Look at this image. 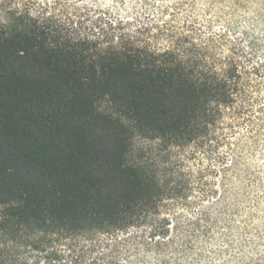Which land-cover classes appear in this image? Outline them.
Segmentation results:
<instances>
[{
	"label": "trees",
	"instance_id": "obj_1",
	"mask_svg": "<svg viewBox=\"0 0 264 264\" xmlns=\"http://www.w3.org/2000/svg\"><path fill=\"white\" fill-rule=\"evenodd\" d=\"M99 28L0 3V228L117 236L155 264H264V168L229 138L242 120L264 132L262 39L246 31V48L208 58ZM137 137L234 157L219 154L199 212H170L196 189L146 162Z\"/></svg>",
	"mask_w": 264,
	"mask_h": 264
},
{
	"label": "rangeland",
	"instance_id": "obj_2",
	"mask_svg": "<svg viewBox=\"0 0 264 264\" xmlns=\"http://www.w3.org/2000/svg\"><path fill=\"white\" fill-rule=\"evenodd\" d=\"M2 2L40 14H54L62 20L73 19L87 32L99 30L101 24L111 25L115 34H131L154 49L183 40L194 52L198 50L208 58L227 55L234 46L246 48L249 41L246 31L264 42V0H0ZM261 59L263 55L256 54L254 60ZM258 101L256 106L264 107V84ZM257 127L242 120L229 137L232 142H241L246 164L255 171L264 168V132L259 127L261 134L255 137ZM135 146L146 162L174 174L182 186L191 185L196 189L189 195L192 201L189 206H170V212L183 211L188 215L199 212L208 202L205 190L209 192L214 186L220 188L222 178L218 170L234 157L226 146L219 148L220 153L196 144L166 148L158 140L142 137L135 139ZM219 154L225 157L224 163ZM241 180L236 179L235 184L240 186ZM116 237L104 233L8 232L0 228V264H62L66 261L155 264L154 257L142 250L126 251L123 243L115 247ZM263 246L264 243L261 249ZM252 251L247 248V253ZM210 264H226L225 256L210 258Z\"/></svg>",
	"mask_w": 264,
	"mask_h": 264
}]
</instances>
